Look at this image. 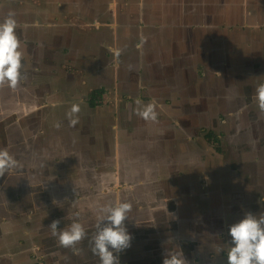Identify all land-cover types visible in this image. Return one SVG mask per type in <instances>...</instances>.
Returning a JSON list of instances; mask_svg holds the SVG:
<instances>
[{"label": "rangeland", "instance_id": "rangeland-1", "mask_svg": "<svg viewBox=\"0 0 264 264\" xmlns=\"http://www.w3.org/2000/svg\"><path fill=\"white\" fill-rule=\"evenodd\" d=\"M26 1L0 0V22L10 11L15 13V33L22 53L19 83L15 88L7 84L0 86V150H7L12 156L14 147L26 148L30 153L25 155L31 156L26 164L9 168L0 176V252L17 253L18 248L26 245L16 243L28 236L29 223L37 229L46 228L47 224L39 219L46 216L38 213L42 209L28 206L34 192L30 182L33 178L37 180L35 186L41 183L39 179L56 186L55 191L47 194L50 197L44 205L47 210L48 203L60 200L66 187L70 191L69 186L73 184L89 183L90 190L83 194L74 189L71 201H76L75 205L49 210L58 217L63 211H70L72 218L58 225L60 230L77 220L89 239L95 235L96 214H102L103 198L108 196L109 190L114 193L111 204L130 202L132 208L124 223L125 226L129 223L126 228L132 240L130 246L119 253V264H132L130 254L135 256L137 264H162L164 255L173 252H182L189 264H227V254L233 246L230 226L247 212L257 217L264 215V123L248 124V129L239 130L238 119L243 116L245 120L247 115L216 112L215 119L211 110L215 108L216 98L211 99L206 94L203 99L204 79H198L199 73L202 74L198 65L204 62L199 51H194L196 64L191 59H182L179 81L172 57L173 44L180 37L184 44L179 46V52H186L190 20L186 19L184 11L211 8L213 13L218 7L206 0H189L191 5L181 0L178 8L183 11L177 14L174 0H62L61 10L56 2ZM239 3L241 0H227L228 20ZM200 4L208 7H199ZM34 11L38 14L35 26L31 16ZM49 11L65 12L69 22L81 27L70 30L80 38L70 46L75 57L68 64L61 61L64 46L59 44L64 26V30L47 34L51 26L44 22L50 19L47 18ZM205 18L214 26L222 22L217 16ZM201 19L197 13L194 21ZM48 46H61V49L49 53L53 48L46 50ZM142 47L151 49L146 58L153 60L147 65L161 62L167 66L168 73L165 87L151 82L149 86L154 90L149 89L146 94L134 92L139 88L140 71L131 72L125 86L120 83L125 63L130 58L125 57L128 49ZM48 56L57 57L58 63L52 58L48 62ZM183 74L192 75L194 83L184 90L181 85L175 89L173 84L180 83ZM103 87L106 91L101 100H97L98 105L90 106L87 94L91 89ZM154 93L165 96L157 98ZM137 99L142 104L138 105ZM153 99L158 114L156 121L145 120L133 112ZM74 104L79 105L80 111L76 114L78 123L71 126L67 114ZM109 117L112 124L107 127L112 131V138L114 136L112 142L128 141L125 155L120 160L101 159L94 169L85 167L81 159L85 152L91 159L94 151H100L101 155L104 150L103 140L97 137V127ZM184 118L186 125L181 124ZM258 122L262 123L263 119ZM57 123L59 127L55 126ZM203 127L223 134L220 151L207 141ZM252 133L258 138L245 141ZM129 148L133 151L131 156L126 154ZM36 168L35 174L28 173ZM123 170L128 173L126 177H120ZM5 186H8V194ZM24 199L28 202L23 205ZM158 212L170 216V228L155 227ZM73 250L78 253L77 247ZM144 250L152 258H146L142 254ZM31 251L36 253L38 249ZM137 253L142 255L141 259ZM22 255L21 252L14 256L21 258ZM2 260L0 256V262ZM98 261L96 264H100ZM2 264L11 262L4 259Z\"/></svg>", "mask_w": 264, "mask_h": 264}, {"label": "crops", "instance_id": "crops-1", "mask_svg": "<svg viewBox=\"0 0 264 264\" xmlns=\"http://www.w3.org/2000/svg\"><path fill=\"white\" fill-rule=\"evenodd\" d=\"M38 1L56 2L58 3V10H61L60 7H62V0H27L26 2ZM72 1L75 2L78 0ZM174 1L177 5V14H179L183 11L178 8V3L181 0ZM189 2L190 1L187 0L188 4H190ZM205 2H210V5L211 2H213L215 8H218H216L213 13L211 8H208V10L205 11L201 10L200 12H197L195 9H187L184 11L186 12V19L190 20V24L188 25L189 31L187 37H189L187 38L186 52H179V46L184 44L180 37L173 44L172 57L176 63L179 62L180 58H186L187 61L191 59L195 63L194 51H199L204 62L198 65V71L202 73H199L198 79L200 77L204 79L205 87L207 86V82H209L208 84L215 89H229L230 87H228V83L231 82V75L235 78L241 77L243 84L236 86L240 92L237 94H221V98L227 100V103H225V106L222 108L219 106L217 112L222 115L237 113L239 115H247L249 118H254L255 115L261 114L259 120L263 119L262 123H264V112L259 110L256 98L257 87L264 84V0H241L239 8L236 7L234 12H230V15H232V17H230L231 20H228V10L226 7L227 0H218V2L217 0H206ZM199 7H208V5L200 4ZM164 12L167 14V11L164 10ZM197 13H199L203 19L195 23L194 18ZM206 14L211 15L212 19L216 16L218 19L222 18V22L219 26H214L210 23L211 20L205 18V16H207ZM37 15V11H34V13L31 14L32 18L34 17L33 26L36 25L35 20L38 18ZM47 18L50 19L49 21L44 22V24L51 26V30L47 34H55L57 33L56 31L62 30L64 26L65 31H62L61 33L62 42L60 41L59 44L61 46L63 45L65 48L61 46H48L46 47V50L53 48V51L49 52L53 53L54 50L62 48V51L64 52L61 54V61L68 64L73 61L75 57V55L71 53L73 49L70 46L79 42L78 40L80 38V35H72L70 30L72 28L79 29L81 27L73 22H69L68 16L65 15V12L49 11ZM98 21L99 20L96 19V23ZM33 44L36 46L35 41ZM212 52L213 60L210 59V53ZM76 56H79L78 51H76ZM50 58L56 60L58 63L57 57L48 56L47 61ZM93 58L96 59V57ZM211 61H214L213 66L210 64ZM207 64L210 66H207ZM207 74L209 75V78H205V75ZM179 76L180 75L176 76L178 81ZM183 76L184 79L177 84H180L181 87L186 89L188 85L194 83V79H191L192 75L189 74H183ZM193 107L194 105L192 104V109ZM193 111H195V108L192 110V113ZM203 112H206V110H203ZM49 206V210L56 208L55 205ZM49 210L43 207L41 210L42 215H45L44 211ZM52 214L54 213L51 212V215ZM39 219L47 224L45 226L46 228L41 227L40 229H37V226L34 227L33 224L29 223V228H26V234L28 233V236H25V239L19 240L16 243H26V245L17 249V253H12L18 255L22 252L23 255L21 258L15 257L9 253L6 255L7 253L0 252V256H2L3 259L0 264H2L4 259L9 260L11 264H96L99 262L98 256L94 255L92 251V238L89 239L90 237L86 236L74 247H63L60 242L57 241V239L59 240V234L53 236L51 229L48 227L53 220H50L51 218L46 216L40 217ZM65 222H67V220L61 221L60 224ZM187 240H189V238ZM54 241H57L58 243L54 244ZM187 244L191 245L188 241ZM76 247L78 249L77 254V251L73 250ZM35 248L38 249L36 253L31 251L35 250ZM9 258H11V260Z\"/></svg>", "mask_w": 264, "mask_h": 264}, {"label": "clouds", "instance_id": "clouds-1", "mask_svg": "<svg viewBox=\"0 0 264 264\" xmlns=\"http://www.w3.org/2000/svg\"><path fill=\"white\" fill-rule=\"evenodd\" d=\"M17 21L15 13L9 12L3 22H0V86L7 84L15 88L20 80L22 67V53L19 51L20 41L15 33ZM111 50V49H109ZM119 55V52H116ZM258 108L264 112V84L256 89ZM136 103L142 104L140 99ZM79 105L74 104L67 114L71 126L78 123ZM145 120H157L156 101L153 99L144 105L137 113ZM59 127L60 124L55 125ZM18 162L7 150H0V176L9 168L16 167ZM130 202H117L100 209L102 215L98 217L96 232L92 237V251L99 257L100 264H119V253L130 246L132 240L124 221L131 211ZM106 222V223H103ZM61 221L53 220L48 226L52 235L59 234L61 246L74 247L86 237L84 226L74 220L66 229L60 230ZM229 235L233 246L227 254V264H264V215L257 217L251 212L232 224ZM162 264H189L182 252L164 255Z\"/></svg>", "mask_w": 264, "mask_h": 264}, {"label": "flooded vegetation", "instance_id": "flooded-vegetation-1", "mask_svg": "<svg viewBox=\"0 0 264 264\" xmlns=\"http://www.w3.org/2000/svg\"><path fill=\"white\" fill-rule=\"evenodd\" d=\"M220 39V38H219ZM129 50V53L125 54V57L126 56H129L130 58L127 59V62L125 63V72H123V75L121 76L120 78V83L121 85L124 84V86L126 84H128V80H129V77L128 75L131 73V72H135L137 73L138 71H140V74H141V77L137 79V81H139L140 83L137 84L138 85V89H135L134 92L135 93H138V92H142V94H146L147 91L150 89V90H154V88L150 87L149 84L152 82V83H156L155 85L158 86L159 84H162L165 85L167 84V81L166 79L167 78V66H165L163 63L159 62V63H155V64H151V65H147L148 62H151V60L153 59H148L146 58V54L150 52V48L149 47H142L141 49H138V48H135V49H128ZM101 53V52H100ZM99 55V54H98ZM102 59V58H101ZM210 59L213 60V52L210 53ZM181 61L182 59L180 58L179 62H178V65L176 63V61L174 62L175 65H176V72H178V75H180V72H179V67L181 66ZM213 63L214 61H211L210 64L213 66ZM196 64V62H195ZM207 66H210L207 64ZM160 75V76H158ZM177 75V76H178ZM165 76V77H164ZM227 76V75H226ZM205 78H209V75H205ZM241 77L239 78H235L233 75H231V82L228 83V87L232 88V89H215L213 87H211L207 82V86L205 87V90H204V98H206V94H208L211 99L213 97L216 98V101H214V106L215 108L212 109V113L214 112V115H215V119L217 118V115H216V112H217V109H219L218 107L220 106L221 108L224 107L225 103H227V100L221 98V94L225 95L227 93H234V94H237L240 92V90L238 88H236L237 85H242L243 84V80L241 79ZM131 83V82H130ZM133 83V82H132ZM178 85L180 84H173V87L176 89V87H178ZM163 87V86H162ZM167 88H170V86H167ZM183 88V87H182ZM104 89V87H103ZM185 88H183L184 90ZM93 90L95 89H91V91L87 94L89 95ZM106 91V88L104 89V92ZM157 95V98H161L163 96H159L158 93H154ZM152 95V94H151ZM146 104V103H145ZM208 107H211V106H208ZM139 109H135L133 112L135 113H138L139 110L143 109V105H140L138 107ZM218 113V112H217ZM219 114V113H218ZM133 117H135V115H133ZM261 117V114L260 115H255L254 118H249L247 117L245 120H244V117L243 116H240V119H238L240 125H239V130L244 128V129H248V124L252 125L254 123H258V124H263L261 122H258L259 121V118ZM202 118V117H201ZM180 119V118H179ZM182 119V117H181ZM193 119V118H192ZM189 122H191V118L189 119ZM188 122V123H189ZM219 122V120H218ZM186 121H185V118L184 120H182V125H186ZM112 124V121H111V117H109V119H103L100 124H99V127H97V130H98V139H101L103 140V143H104V150H101L102 151V154L100 155V151H97L95 152L94 151V155L93 157L90 159L87 158V153L85 152L82 156V162L84 163V166L85 167H92L93 166H96V163L98 161H101V159H107L106 161H109V159L107 157H110V160L112 158H116L118 160H120V158L125 155V146H126V142L128 143V141L125 139L124 141H118L117 144L116 142H112L113 138H112V131L108 129L107 126H111ZM201 125V124H200ZM85 127V126H84ZM202 129H205V128H202ZM206 129H210V127H206ZM182 131H184L183 133H185V129ZM13 133H16V132H13ZM173 139H175V136L172 137ZM258 138V136L255 134V133H252L250 135V137L248 139H245V141H250V140H254ZM244 141V139H242ZM251 145H255L253 142L250 143ZM116 146H118V148H116ZM23 149V150H22ZM20 148V147H14L13 148V157L15 158V160L18 162L17 165L20 166V164H26L27 163V159L28 158H31V156L29 155H25V154H28L29 151L26 149V148ZM117 149V150H116ZM127 155L128 156H131L132 155V149H128L126 151ZM107 153H109V156H107ZM115 153V154H114ZM105 154V155H104ZM23 155V157L20 159V156ZM112 156V157H111ZM127 156V157H128ZM93 159V160H92ZM104 160V161H105ZM114 160V159H113ZM130 164V163H128ZM123 167V164L122 166ZM37 169H30V171L28 172L30 175L31 174H35L37 172ZM94 169V168H93ZM126 173L124 170L122 172V174L120 175V177L123 175L124 177H126ZM219 173V171L216 173V175ZM128 174V173H127ZM15 175V174H14ZM115 178L114 175H112V178L111 180H113ZM94 178H92L91 180H93ZM37 180L33 179L30 180V182L33 184L32 186V189H33V193L31 194V199L29 200V202L24 199V201L22 202V204L24 205L25 203L28 202V206H31V205H35L37 207V209H43L44 205L47 204V202H49L50 200V197L47 196V194H50V192H53L55 191L56 189V186L52 185L51 183H49L48 181L44 180V179H39V181L42 183H38L37 186L34 185V183L36 182ZM18 183L22 186V183L18 181ZM129 184H131V182H129ZM72 189H70V191H68V188L66 187L65 188V192L63 193L62 197L60 198V200H57V201H54V203H48L49 205H52L55 207H59L62 205L63 209L65 207L67 208H70L71 206L75 205L76 201H71L73 199V192H74V189L76 191H78L79 193L83 194L87 191L90 190L89 188V183H85L84 185H76V184H73L71 186ZM95 189H98L95 187ZM35 190H37L35 192ZM4 191L8 194V186H5L4 187ZM110 192H108V196L106 195L104 198H103V201H104V206H107L109 204H111L112 202L110 201V199L113 197V192L111 190H109ZM36 193V195H35ZM93 194V193H92ZM90 194V195H92ZM34 195H35V200H34ZM89 195V197H90ZM65 197H67L68 200H65ZM33 201V202H32ZM32 202V203H31ZM95 203H99V202H95ZM40 207H38V206ZM38 213H40V216L42 215L41 211H39ZM63 215L58 217L57 214H50V220H56V219H59L60 221H64L68 218H72V215L70 214V211H63L62 212ZM98 214H96V218L98 219V217L102 214H99V212H97ZM2 213L0 212V215ZM36 216L37 213H36ZM155 227L157 226L158 228H161V229H165V228H170V225H171V218L170 216H168L166 213H162L160 214V212L156 213L155 215ZM44 228V227H43ZM144 238L146 239V236L144 235ZM192 245V244H191ZM129 254H130V251H128ZM139 254V258L141 259L142 255L140 253H137ZM144 256L146 258H152V257H148L149 256V253L147 250H144ZM136 255V254H135ZM131 258H132V264H137L136 262H134V258L132 256V254H130ZM138 257V256H137Z\"/></svg>", "mask_w": 264, "mask_h": 264}, {"label": "trees", "instance_id": "trees-1", "mask_svg": "<svg viewBox=\"0 0 264 264\" xmlns=\"http://www.w3.org/2000/svg\"><path fill=\"white\" fill-rule=\"evenodd\" d=\"M104 92V89H95L93 90L87 97V102L90 106L94 107L98 105V101L97 100H101L102 97V93ZM204 128V127H203ZM205 131L204 135L205 138L207 139V141H209L213 147L217 150L220 151L222 149L223 146V134H218L213 128L210 129H202ZM30 153V152H29ZM23 157V155L20 156V159ZM51 214V211H49L46 215V217H49V215Z\"/></svg>", "mask_w": 264, "mask_h": 264}, {"label": "water", "instance_id": "water-1", "mask_svg": "<svg viewBox=\"0 0 264 264\" xmlns=\"http://www.w3.org/2000/svg\"><path fill=\"white\" fill-rule=\"evenodd\" d=\"M49 105H50V104H48V106H49ZM51 106H52V105H50L49 107H51ZM127 225H129V223H128V222H126V226H127Z\"/></svg>", "mask_w": 264, "mask_h": 264}]
</instances>
